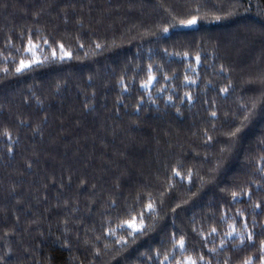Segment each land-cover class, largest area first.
Wrapping results in <instances>:
<instances>
[{
	"label": "trees",
	"instance_id": "trees-1",
	"mask_svg": "<svg viewBox=\"0 0 264 264\" xmlns=\"http://www.w3.org/2000/svg\"><path fill=\"white\" fill-rule=\"evenodd\" d=\"M197 8L195 26L163 31ZM29 35L43 62L17 73L30 53L16 49ZM60 43L70 58L60 59ZM0 53V256L8 253L11 264H159L157 251L161 260L173 251V232L212 264H238L255 252L247 241L218 245L225 213L238 229L248 224L257 247L264 239V214L252 207L264 204V85L249 82L264 73V0H0ZM149 65L156 80L146 91ZM185 92L191 103L178 99ZM253 101L255 115L221 152L241 105ZM176 166L192 179L173 177L169 189ZM241 188L251 200H232ZM132 209L144 211L148 230L135 240L117 230L128 241L117 245L104 231ZM211 224L220 232L208 240L216 254L192 232Z\"/></svg>",
	"mask_w": 264,
	"mask_h": 264
},
{
	"label": "snow or ice",
	"instance_id": "snow-or-ice-1",
	"mask_svg": "<svg viewBox=\"0 0 264 264\" xmlns=\"http://www.w3.org/2000/svg\"><path fill=\"white\" fill-rule=\"evenodd\" d=\"M199 14V8L196 9L195 14H189L188 18H182L179 19L177 22V18L175 16H173V21L174 23L170 24L169 26H165L163 28L164 32H168L169 31V27H192L195 26L198 22V16ZM217 20L220 19L219 16L216 17ZM43 43L45 45H48L52 51H51V55L53 58L56 57L57 55V51L55 47H52L51 44H49V41L47 39L43 40ZM59 47V51L61 53L60 55V59L63 60L65 57L70 58L71 57V52L66 51L65 50V45L63 43H60L58 45ZM81 47H83V45H81ZM97 48H100L101 45L100 44H96ZM38 50V45L36 43H34L32 37L29 35L26 41V44L23 45L22 48H17L16 51L17 52H22V53H30V56L25 57L23 54L21 55V57L19 58V62L18 64L15 66V71L17 73L22 72L24 69L30 68L32 65L34 64H40L43 61L40 60L37 55L36 52ZM165 52H167V50H165ZM0 55H3V53H0ZM177 55H180L179 53H177ZM183 55L185 57H187L188 53H183ZM8 57H5V59H7ZM14 60L16 59L15 57L13 58ZM44 59H47V57H44ZM197 64L200 62V56L197 55L195 57ZM225 69L223 67V65H221L220 71L223 72ZM4 71L7 72L8 68H4ZM163 80L167 81L169 79V76L164 75ZM156 80V77L153 75V70H152V66L149 65L148 68V75L147 78L145 80H143L140 84V87L145 89L146 91L149 90L152 86H153V81ZM184 80L189 83V84H195L196 81L194 79H191L189 76L185 75ZM250 83L252 82H259L261 85H264V73H262L257 81H249ZM124 90L127 91V86H124ZM157 91H164L163 88H159L157 89ZM221 92H227L228 89L227 88H222L220 90ZM149 99L151 100V95H149ZM180 100L181 103L185 102V100H187L188 103H191L193 101V97L189 92H185L183 97H179L178 98ZM167 100L169 102L173 101V97L171 95H169L167 97ZM141 101L138 102L137 104V111H139V103H141ZM153 103H155V101H152ZM242 108H244V115L241 119V122L234 126L233 128H231L228 132H227V136H228V142L226 143V146L224 148L221 149V152H225V151H231L235 142L239 139V134L241 133L242 129L245 128L247 125L245 122L249 121L250 118H252L255 115V109L257 108V104L255 101L252 102L251 107H247L246 105H241ZM177 111H179V109H177ZM212 117H216L217 113L215 111H212L211 113ZM5 135H8L7 133H5ZM209 140L212 139V137H208ZM262 143H264V141H262ZM9 152L12 151L11 147H9L8 149ZM260 163H261V167L258 169L259 172L261 174H264V156L260 157ZM29 167H31V165H29ZM192 172L191 170H187L183 175L182 172L180 170V166H176L173 167L171 169V175L166 177V180L168 182L167 186L169 189H171L172 187H174V183H173V177H179L181 181L183 180H188L189 183L191 182L192 179ZM201 182H203V178H201ZM258 187H264V185H259ZM251 191L250 189H244L241 188L239 192L233 190L231 191V197L232 200L235 201L238 197H243V196H247L249 200H251ZM115 202H113L114 204ZM155 201H153L151 199V196H149V200L147 202V204L145 205V208L148 211V215L153 217L156 214V210L154 207ZM180 207L179 204L176 205V208ZM252 207L253 209H261V214H264V204L258 203V202H253L252 203ZM176 208H173L172 211L175 212ZM135 209H132L130 212H127L126 215H128L130 218L129 219H122L121 222L119 224H117L116 228H112V227H107L104 231V234L106 236H111V237H115L114 243L117 245H127L128 241L125 239V235H119L117 236V230H119L120 232H125L127 236H131L133 238V240H135V238L138 235H143L147 230H148V225L145 224V214L144 211H140L139 213H137L136 215H133L132 212H134ZM236 215L237 216H243V212L239 209L236 210ZM221 221H224L227 224V230L223 231L222 235H220L218 226L216 224H211L209 225V228L207 229V231H205L204 229H197L196 227L192 228V232L195 233L196 235H198L199 237H201L202 239V248H207L208 252L211 254H216L219 250L223 251L226 249L227 244L229 241L232 242V248L233 249H237L238 245H237V241L239 242V245H244L245 241L248 242V246L251 248L255 249V252L253 254H249L247 256H245L242 260L238 261V264H264V239H261L259 241V245L258 247L255 244V232L254 231H249L248 230V224L245 222L243 223L242 227L240 229L237 228V222L234 219V217H228L225 213V215H222L220 217ZM65 223H67V221H65ZM256 225V219L255 216L253 217V228H255ZM126 226V228H125ZM217 235H220V239H219V245L218 248L216 246L214 247H208V240L211 237L213 239V241L215 240V237ZM96 240H100V237H96ZM171 248L173 251L169 252L167 249H165V251L163 252V259H159L161 253L159 251H157L156 256H157V260L159 261V264H165V262H167V264H212V261L206 260L205 259V255L202 253H197L195 256L193 254H191L188 250V245H187V238L186 235L184 233H177V232H173L171 234ZM65 246H67V242H65ZM109 247V245L107 243L104 244V248L107 249ZM178 252V254H177ZM101 253V250L99 248L95 249L94 255L95 256H99ZM8 253H5L4 256H0V264H11V262L8 260ZM52 259L53 258H49L47 261V264H52ZM223 264H229V260L225 259L223 261Z\"/></svg>",
	"mask_w": 264,
	"mask_h": 264
}]
</instances>
